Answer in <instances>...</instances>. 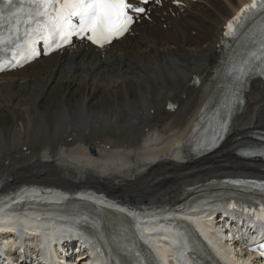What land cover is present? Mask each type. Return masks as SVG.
<instances>
[{
	"label": "bare ground",
	"instance_id": "obj_1",
	"mask_svg": "<svg viewBox=\"0 0 264 264\" xmlns=\"http://www.w3.org/2000/svg\"><path fill=\"white\" fill-rule=\"evenodd\" d=\"M246 1L151 3L149 19L141 17L131 34L108 47L77 43L0 75V131L23 135L36 124L20 146L0 142V201H6L5 208L10 206L0 219L12 223L4 228L30 222L24 218L27 212L43 210L36 214L40 218L49 214L45 210L72 207L71 215L56 213L54 223L93 235L98 243L95 250L105 260L113 254L130 264L117 229L121 224L130 233L134 225L143 245L158 253L165 251L167 264H185L184 248H189L188 256L200 251L212 264H245L247 258L234 248L220 249V242L204 240L200 223L206 217L187 221L161 212L219 207L221 197L239 188L250 193L256 189L234 187L231 178L264 179V160L237 154L240 146L256 142L246 137L247 132L264 130L263 81L251 82L242 110L216 149L201 155L203 139L195 135L223 67L217 64L221 32ZM170 103L176 107L169 109ZM128 107L130 111L125 110ZM55 121L57 126L50 132L48 126ZM22 145L29 151L27 156ZM24 162L30 164L24 166ZM33 184L64 192L37 186L15 193ZM85 190L108 201L82 193ZM192 202L198 203L191 206ZM22 228L30 244L23 245L26 252L38 245L47 230ZM70 234L64 229L60 238ZM67 245L68 241L63 242L62 249ZM108 248L111 251L106 254ZM35 262L39 264L37 257ZM79 264L88 261L82 258Z\"/></svg>",
	"mask_w": 264,
	"mask_h": 264
},
{
	"label": "snow or ice",
	"instance_id": "obj_2",
	"mask_svg": "<svg viewBox=\"0 0 264 264\" xmlns=\"http://www.w3.org/2000/svg\"><path fill=\"white\" fill-rule=\"evenodd\" d=\"M156 3L159 4L160 0H156ZM131 7L128 0H0V53L11 51L13 60L25 53L26 58H32L39 55L36 50L38 40H43L47 51L51 52L69 43L73 35L82 39L86 37L103 47L129 30L133 17L128 15L127 10ZM145 10L135 9L138 13ZM258 14H264V0H250L225 25L223 35L238 44L230 58L228 69L229 74H239L237 80L253 71L255 61L259 62L260 73L264 74V15H261L255 31L250 29L241 35L246 24ZM72 17H79L78 26L72 23ZM249 44L258 47L251 50ZM227 125V121L219 124V131L212 137L213 145L227 131ZM255 154L257 153L253 151L242 152L245 156ZM259 154L264 155V150ZM230 183L249 185L260 189L261 194H264V182L237 180ZM258 203L260 209L257 218L264 220V201ZM251 211L256 214V209ZM259 248L264 255V244L259 245Z\"/></svg>",
	"mask_w": 264,
	"mask_h": 264
},
{
	"label": "rangeland",
	"instance_id": "obj_3",
	"mask_svg": "<svg viewBox=\"0 0 264 264\" xmlns=\"http://www.w3.org/2000/svg\"><path fill=\"white\" fill-rule=\"evenodd\" d=\"M129 109H125V110H127V111H130L131 109H130V107H128ZM149 113H151V112H149ZM36 118V119H35ZM34 124L36 123L35 122V120L37 121L38 120V118H37V116H35L34 117ZM57 121V120H56ZM55 121V123L54 124H52V125H50V126H48V128H49V131H50V129H51V131L50 132H53V130L52 129H55V127L57 126V122ZM54 125V126H53ZM36 126V124L35 125H31L29 128L30 129H27L28 131H26L23 135H19V134H14L12 131H7V132H3V131H0V142L2 143V144H11V146L12 145H14V146H20L21 145V143H22V141L23 140H25V138H30V136L32 135V132L35 130V129H33L34 127ZM33 127V128H32ZM44 130H45V127H43V126H41ZM40 127V128H41ZM54 127V128H53ZM32 129V130H31ZM30 131V132H29ZM19 135V136H18ZM7 136V137H6ZM25 136V137H24ZM18 137V138H17ZM23 137V138H22ZM17 138V139H16ZM40 138H42V136H40ZM22 140V141H21ZM4 141V142H3ZM0 143V144H1ZM15 143V144H14ZM21 149H23V151H25V153H26V151H27V153H26V155L25 156H27L28 155V153H29V151L27 150V147L26 146H23L22 145V147H21ZM3 154H6V153H3ZM24 156V157H25ZM28 163V164H27ZM24 164V166H26V165H29L30 163L29 162H24V163H22V165ZM23 166V167H24Z\"/></svg>",
	"mask_w": 264,
	"mask_h": 264
}]
</instances>
